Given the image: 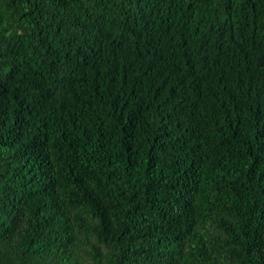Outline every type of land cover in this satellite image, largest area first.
Listing matches in <instances>:
<instances>
[{"label": "trees", "instance_id": "1", "mask_svg": "<svg viewBox=\"0 0 264 264\" xmlns=\"http://www.w3.org/2000/svg\"><path fill=\"white\" fill-rule=\"evenodd\" d=\"M0 264H264V0H0Z\"/></svg>", "mask_w": 264, "mask_h": 264}]
</instances>
